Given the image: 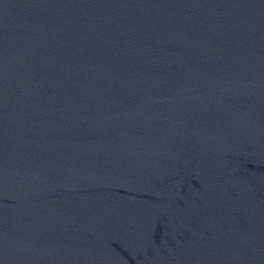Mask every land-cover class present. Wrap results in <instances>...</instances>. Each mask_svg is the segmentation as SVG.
<instances>
[{
  "label": "water",
  "instance_id": "obj_1",
  "mask_svg": "<svg viewBox=\"0 0 264 264\" xmlns=\"http://www.w3.org/2000/svg\"><path fill=\"white\" fill-rule=\"evenodd\" d=\"M0 264H264V144L123 0H0Z\"/></svg>",
  "mask_w": 264,
  "mask_h": 264
}]
</instances>
